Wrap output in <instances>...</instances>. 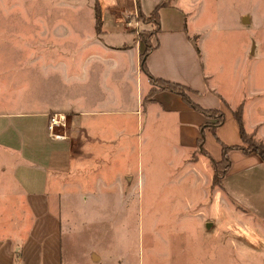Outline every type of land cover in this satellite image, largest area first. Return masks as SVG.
I'll list each match as a JSON object with an SVG mask.
<instances>
[{"label": "crops", "instance_id": "crops-1", "mask_svg": "<svg viewBox=\"0 0 264 264\" xmlns=\"http://www.w3.org/2000/svg\"><path fill=\"white\" fill-rule=\"evenodd\" d=\"M180 2L185 9L192 8L191 0H138L144 16L158 3L165 17L172 14L167 22L172 25H158L150 37L147 69L155 77L180 82L199 92L187 94L200 106L223 113L222 121L214 126L219 140L240 144L234 110H241L242 105L245 112L252 105H247L248 101L228 103L209 82L212 72L204 66L197 46L201 33L190 30L193 21L188 14L192 10H183ZM94 3L99 7V29L95 28ZM61 4L76 13L71 27L59 38L66 41L53 55L57 66L44 81L46 88L43 86L40 96L31 102L15 103L28 107L0 111V264H113L94 249L85 256L79 250L74 257H65L62 203L72 200L76 192L68 190L69 185L80 186L82 173L109 163L112 148L108 143L113 137L128 134L125 124L129 118L139 121L142 114L148 117L152 112H172L179 128V143L196 140L199 125L207 120L168 90H159L142 102L150 87L138 64L143 43L125 22L136 14L137 31L152 26L137 17L136 0ZM247 89L245 95L251 100L256 89ZM50 112L65 114L66 126L59 130L64 137L49 135L46 122ZM240 120L247 131L252 130L264 141L262 123H246L241 114ZM203 147L214 160L220 158V145L207 127ZM115 148L121 151L123 145ZM227 155L229 165L219 182L210 184L212 170L207 176L206 193L211 191L239 224L244 223L237 232L243 250L249 253H239L238 257H244L236 263L264 264V162L254 151L231 148ZM105 179L100 184L104 189L112 184ZM118 183L117 192L125 195L121 178Z\"/></svg>", "mask_w": 264, "mask_h": 264}, {"label": "rangeland", "instance_id": "rangeland-1", "mask_svg": "<svg viewBox=\"0 0 264 264\" xmlns=\"http://www.w3.org/2000/svg\"><path fill=\"white\" fill-rule=\"evenodd\" d=\"M63 1L88 0H0V111L24 109L28 106L15 103L31 102L46 88L44 81L57 66L53 55L66 41L59 38L76 13ZM189 4L192 8L178 5L192 10L190 30L201 33L197 46L212 72L209 82L228 103L248 101L252 107L242 112L241 105V119L257 120L264 128V0ZM171 16L158 10L159 28L172 25L167 23ZM249 87L256 89L251 100L245 95ZM174 116L152 112L139 121L129 118L128 134L108 143L109 163L82 173L80 186L69 185L76 192L62 203L66 258L94 249L113 264H237L244 257L239 253H249L237 232L244 223L211 191L207 195L209 160L195 139L179 143ZM119 144L121 151L115 148ZM240 145L249 147V141ZM104 177L112 181L105 189ZM119 178L128 192L122 196L117 192Z\"/></svg>", "mask_w": 264, "mask_h": 264}, {"label": "trees", "instance_id": "trees-1", "mask_svg": "<svg viewBox=\"0 0 264 264\" xmlns=\"http://www.w3.org/2000/svg\"><path fill=\"white\" fill-rule=\"evenodd\" d=\"M161 3V2H160ZM160 3L156 4L147 15H142L138 9V0H136V7L138 10L137 17H139L143 22L152 24L153 28H141L138 30L137 35L139 39L143 43V48L139 52V69L146 75L147 80L150 84L146 94L142 98V102H146L149 97H151L155 92L159 90H168L173 93H176L181 97V99L191 108L202 113L207 120L199 125L198 135L196 137V145L198 150L205 154L209 160V163L212 168L211 180L210 184L214 185L219 182L220 178L223 176L229 165V159L227 152L231 148L240 149L243 152L254 151L256 152L261 160L264 162V141L260 140L254 135L253 131L247 132L244 130L241 120H240V109L239 107L234 110V116L236 118L238 124V134L241 141H249V147H243L240 144H226L219 140L214 131V126L222 121L223 113L220 109L217 108H204L200 106L198 103L193 101L187 94L188 91L191 90L188 86L177 82L171 81L167 79H163L160 77L153 76L147 69L145 63V57L149 50L152 48L150 37L155 33L156 29H158V8L161 5ZM94 20H95V28L99 29L100 25V16H99V7L97 3H94ZM215 118L212 121H209L208 118ZM207 127L215 140L220 145V158L218 160H214L209 153L203 147V139H204V128Z\"/></svg>", "mask_w": 264, "mask_h": 264}, {"label": "built area", "instance_id": "built-area-1", "mask_svg": "<svg viewBox=\"0 0 264 264\" xmlns=\"http://www.w3.org/2000/svg\"><path fill=\"white\" fill-rule=\"evenodd\" d=\"M136 14H134V19L126 20L125 24L128 27H131L134 29L136 35H137V27L138 22L135 18ZM66 126V116L62 112H50L47 116V122H46V128L50 136L54 138H61L64 137V132H60V130H63ZM63 128V129H61Z\"/></svg>", "mask_w": 264, "mask_h": 264}]
</instances>
